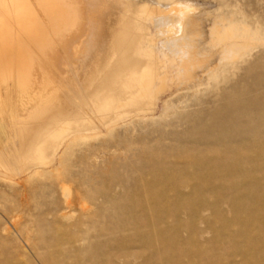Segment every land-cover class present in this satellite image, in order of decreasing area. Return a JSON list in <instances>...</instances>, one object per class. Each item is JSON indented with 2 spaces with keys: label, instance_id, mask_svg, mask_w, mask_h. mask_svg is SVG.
<instances>
[{
  "label": "rangeland",
  "instance_id": "1",
  "mask_svg": "<svg viewBox=\"0 0 264 264\" xmlns=\"http://www.w3.org/2000/svg\"><path fill=\"white\" fill-rule=\"evenodd\" d=\"M11 2L24 9L34 0ZM192 2L200 4L198 53L205 49L209 23L203 7L214 9L224 3L234 20H243L264 36V0ZM170 7L178 13L181 6L154 0L149 10L165 13ZM11 21L0 23V55L16 48L28 28ZM250 49L246 61L221 72L218 82L202 85L195 94H182L163 119L133 117L111 136L80 141L62 152L50 173L21 172L14 182L0 175V198L14 196L24 202L19 213L22 226L51 239L45 249L33 251L18 237L0 257L15 250L20 264H43L40 253L58 256L66 247L70 253L64 255H71L73 264H264V117L253 114V101L264 103V44ZM14 60L16 67L0 83V97L12 107L18 86L29 87L38 71L61 80L43 55L37 71L24 70L27 58ZM215 60L212 57L208 63ZM253 64L259 68L253 69ZM165 95L160 96L156 114L149 117H159ZM231 103L238 109L219 114ZM254 124H260L259 129ZM246 129L248 134H240ZM3 146L0 140V149ZM91 177L97 179L96 191L87 187ZM78 181L87 184V193H96L98 208L79 224L58 223L60 185L76 191ZM103 186L111 188L104 196ZM4 223L1 217L0 224ZM4 236L0 231V247Z\"/></svg>",
  "mask_w": 264,
  "mask_h": 264
},
{
  "label": "bare ground",
  "instance_id": "2",
  "mask_svg": "<svg viewBox=\"0 0 264 264\" xmlns=\"http://www.w3.org/2000/svg\"><path fill=\"white\" fill-rule=\"evenodd\" d=\"M11 1L0 0V23H11L14 19L28 28L16 48L0 55V83L5 82V76L16 67L15 57L27 58L25 71H37L43 65L41 55L60 74L61 80L55 81L47 73L38 71L29 87H23L25 82L18 86L15 105L21 118L19 152L16 149L14 155L11 150L0 157V175H4L1 178L10 182L16 181L21 172L50 173L60 162L64 150L101 134L111 136L119 124L133 117L141 121L163 119L174 110V103L182 94H195L202 85L218 82L221 72L237 68L246 61L251 46L264 44L262 33L252 30L243 20H234L233 14L225 11L222 1L214 9L203 7L204 20L209 23L205 49L201 53L197 50L201 19L196 14L200 4L192 0H166L181 6L178 13L172 7L165 13L151 12L149 8L154 0H119V3L114 0H34L24 9ZM24 41L34 44L35 48L30 49ZM33 50L39 55H32ZM212 57L216 59L215 64L208 63ZM250 66L259 68L258 64ZM164 94L167 98L159 117H149L156 114L157 103ZM253 102V114L264 117V103ZM8 105L7 99L0 97L1 118ZM234 106L226 105L219 114L228 115L229 109H238ZM259 125L254 124L257 129ZM261 126L264 127V123ZM240 132L248 134L250 131ZM95 178H89L91 182L86 184L92 191L98 188ZM86 186L78 181L74 191L60 185L58 223L79 224L83 216L98 208V196L87 193ZM110 190V186H103L101 194L104 196ZM22 205L24 202H18L14 196L0 198V218L6 220L0 224V231L5 234L0 254L4 249L7 252V246L18 237L33 251L45 249V243L51 240L27 232L26 224L22 226L19 215ZM76 212L79 216L75 218ZM8 253L0 257V264H20L15 250ZM68 253L70 248L60 251L62 256ZM40 254L43 264H73L71 255L60 259L61 255Z\"/></svg>",
  "mask_w": 264,
  "mask_h": 264
},
{
  "label": "crops",
  "instance_id": "3",
  "mask_svg": "<svg viewBox=\"0 0 264 264\" xmlns=\"http://www.w3.org/2000/svg\"><path fill=\"white\" fill-rule=\"evenodd\" d=\"M15 102L13 103V107L8 105L5 116L2 118L0 117V140L4 141V146L0 149V157H4V155L7 152H11V150H13L14 155H16V149L19 152L21 118L16 110Z\"/></svg>",
  "mask_w": 264,
  "mask_h": 264
}]
</instances>
